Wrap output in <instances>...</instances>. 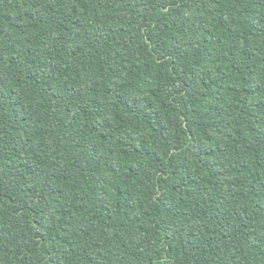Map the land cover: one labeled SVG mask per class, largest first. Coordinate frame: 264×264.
I'll list each match as a JSON object with an SVG mask.
<instances>
[{
  "label": "trees",
  "instance_id": "1",
  "mask_svg": "<svg viewBox=\"0 0 264 264\" xmlns=\"http://www.w3.org/2000/svg\"><path fill=\"white\" fill-rule=\"evenodd\" d=\"M0 264H264V0H0Z\"/></svg>",
  "mask_w": 264,
  "mask_h": 264
}]
</instances>
